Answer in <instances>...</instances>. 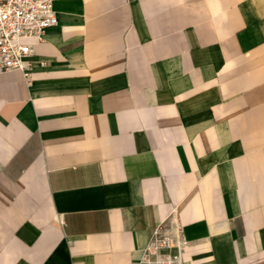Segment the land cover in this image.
<instances>
[{"label": "crops", "instance_id": "1", "mask_svg": "<svg viewBox=\"0 0 264 264\" xmlns=\"http://www.w3.org/2000/svg\"><path fill=\"white\" fill-rule=\"evenodd\" d=\"M0 73V264H264V0H58ZM176 256L179 251H165Z\"/></svg>", "mask_w": 264, "mask_h": 264}, {"label": "built area", "instance_id": "2", "mask_svg": "<svg viewBox=\"0 0 264 264\" xmlns=\"http://www.w3.org/2000/svg\"><path fill=\"white\" fill-rule=\"evenodd\" d=\"M58 0H0V73L20 71L29 84L30 59L35 55L25 39H41L43 32L57 25L53 3ZM186 242L178 229L163 226L152 233L136 264H179ZM176 248L179 254L165 251Z\"/></svg>", "mask_w": 264, "mask_h": 264}]
</instances>
